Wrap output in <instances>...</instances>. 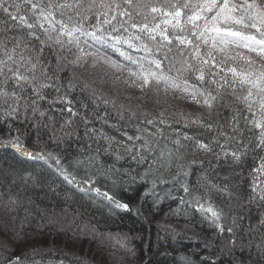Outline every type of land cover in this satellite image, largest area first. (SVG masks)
I'll list each match as a JSON object with an SVG mask.
<instances>
[{"label":"trees","instance_id":"1","mask_svg":"<svg viewBox=\"0 0 264 264\" xmlns=\"http://www.w3.org/2000/svg\"><path fill=\"white\" fill-rule=\"evenodd\" d=\"M48 1L40 3L47 5ZM9 2L21 5L18 14L26 15L30 21L35 20L31 11L26 10L28 5L24 4V0ZM51 2L76 4L77 0ZM80 2L85 8L92 4V0ZM121 2L123 10L131 13V19L125 16L121 22L112 24L120 28L116 31L100 23L104 35L111 33L122 39L115 48L91 44L94 41L90 38L81 37V41L87 39V43L84 42L86 45L91 42L101 51H95L98 55L111 56L113 53L115 57L120 54L116 51L118 45L121 51L130 55L131 60H136L123 64V68L126 67L130 73L150 69L157 71L150 63V60L156 59L166 73L175 77L181 62L188 60L195 67L204 69L203 80L197 79L199 73L193 70L180 75L188 82L189 92L195 88L205 96L217 98L209 108L203 104L204 96H197L200 101L197 103L188 93L164 92L168 97L167 110L159 113L164 104L157 103L156 97H161L163 91H156L153 82L142 93L145 105L138 101L136 93L117 99L110 90L112 83L109 78L118 83L131 81L126 72H114L111 76L102 69L87 72L88 65L78 67L74 63L75 58L66 60L68 49L77 55L74 46H65L63 51L55 49L52 46L55 44L47 40L43 31L35 29L45 41L42 45L40 41L28 37L27 28L0 10V42L7 49H12L16 44L15 38L23 37L20 47L13 53L20 71L31 77V64L37 63L39 58L34 70L35 83L25 84L23 90L16 87L15 80L6 69L5 75H0V90L16 93L15 97L0 96V165L7 168L6 171L0 169V194L8 199L5 206L12 209L16 217L14 221H9L4 217L8 212L0 210V235L1 230L8 227L14 233L9 236L10 245H13L10 250L4 247L8 251L1 252L6 256L3 255L5 258L0 264L3 261L8 264L16 257L20 258L21 264H28L29 261L34 264L62 262L59 257L65 254L62 245H74L77 249L79 245L75 243L79 235L84 236L79 237L82 248L87 243L95 246L96 251L88 250V254L99 258L97 251L100 250L114 262L120 259L118 261L128 260L130 264L133 258H128L138 251L137 257L134 256L137 264H145V261H151L150 264H264V257L261 260L258 256L260 252L264 254V223H261L264 220V200L251 194V186L259 180L254 177V168L257 161L264 157L263 147H257L259 130L251 123L253 119L260 118L259 106L254 107L257 115L253 117L246 103L236 98L246 95V86L242 90L237 82L233 91V87L229 86L232 76L227 72L229 67L247 69L249 65L239 58L227 59L223 53L216 55L210 42L205 45L192 36L193 31L203 28L204 21H197L199 27L194 29L187 19L193 11L191 6L203 0H188L190 7L183 9L179 28L172 26L175 20L165 13L173 11V4H184L186 0H133L132 7L124 0H95L90 11H82L81 15L87 17L85 20L76 14L77 9L72 8L55 10V17L67 19L69 24L83 23L89 32L96 31V17L99 15L103 19L104 12L110 14L115 10L113 7L112 11H108L100 4ZM232 2L238 6L243 4V0ZM256 3L264 7V0H256ZM153 7L159 11L153 12ZM240 14L238 9L235 15ZM166 20L170 23H164ZM133 24L148 27L140 31L139 27H132ZM222 27L259 36L255 29L239 25ZM153 28L155 31H151ZM100 34L97 32V35ZM165 36L171 40L170 44ZM177 37H187L194 45L199 44L202 55L212 51L215 59L201 65L191 55L192 45L180 44ZM125 41L134 47H129ZM41 48L42 53L39 51ZM227 50L232 55L242 53L251 58V65L256 64L255 60L264 62V57L245 48L229 45ZM67 56L72 57L69 53ZM0 59H6L3 51H0ZM8 63L13 68L17 67L12 61ZM213 64L216 67H212ZM221 68L225 70L221 71ZM251 69L262 70L259 65ZM46 83L47 87H39ZM135 87L136 83L133 89ZM115 89L113 87V91ZM152 99L155 104L150 102ZM50 133L52 137L49 140ZM177 140L179 144L175 143ZM197 142L209 145L210 150H202ZM13 144L23 147L25 155L17 153ZM86 151L90 155H84ZM233 152L240 154L238 161L233 158ZM59 174L69 177L71 184L79 186H82L81 181L90 179L92 190L89 197L95 203H90L93 200L88 197L81 198L71 186L67 188L68 182ZM97 188L127 204L128 209L117 208L97 194ZM80 198L83 201L77 202ZM205 204L221 213V219H225L228 228H232L231 234H227V229L223 234L216 233L210 227L212 221L206 219L207 215L204 218L199 215L196 206L205 208ZM75 211L86 216L73 217ZM89 211L94 214L93 219ZM100 221L115 231L107 233L108 228L104 232ZM64 223L69 227H63ZM92 224L97 226L96 233L111 234L114 243L124 245L116 247L113 252L112 242L101 244L103 241L98 237L101 235L93 231ZM61 232L66 234L65 237L61 236ZM89 236H92V241L88 240ZM0 243H4L2 237ZM44 247L57 248L52 253L56 257H50L51 252ZM35 249L42 251L41 255L30 253ZM120 250L127 255L118 258ZM86 261L84 258L68 259L69 264L96 262Z\"/></svg>","mask_w":264,"mask_h":264},{"label":"snow or ice","instance_id":"2","mask_svg":"<svg viewBox=\"0 0 264 264\" xmlns=\"http://www.w3.org/2000/svg\"><path fill=\"white\" fill-rule=\"evenodd\" d=\"M24 3L29 4L31 15L35 17L34 21H30L26 15L18 14L20 12L21 5L14 2H9V0H0V10H2L5 14H7L12 20L18 21L20 25L27 28L29 31L27 33L28 37L40 41L43 45L45 43L44 40L41 39L39 32L35 31V29H40L46 35L48 41H52L55 45L60 46L62 50L65 46H74L80 53H84V49L81 47V37L90 38L95 42H106L105 36L103 33V29L101 24L98 20L97 25L95 26L96 31L89 32L83 25V23H65L63 20H59L55 17V10L59 9H77L78 11L76 14L81 16L82 20L87 19L86 16H82V11H90L92 5L95 4V0H92V4L88 5L87 8L83 6L80 0H77L76 4H68V3H61V4H53L50 2L47 5H42L38 2V0H24ZM124 3L129 5L130 7L133 6V0H124ZM101 8H105L108 11H112L113 7L117 10H120L119 4H100ZM190 4L188 0L184 4H173L172 9L173 11L166 12V16H171L173 20H175V24L172 26L174 28L180 27V17L183 15V9L189 8ZM193 8L192 14L188 16L187 22L192 24L194 29H197L199 25L196 23L197 21L203 20L204 25L203 28L199 31H193L192 36L195 37L197 40L201 41L203 44L208 45L209 42L211 43V48L214 50H218L220 53L227 59L235 60L239 58L243 60L249 67L247 69H237L236 67H229L227 68V72L231 73L232 76V84L229 85L233 87V91H235V84L238 82L241 86V89L244 90L246 86V95L237 96L238 100H242L246 103V106L249 112L252 113L253 117L257 115L256 111H253L254 107L258 105V113L259 119H253L251 123L254 125L256 129L259 130L258 136V148L264 147V70L256 71L251 69L252 60L249 57H245L242 53H236L232 55L230 51H228L229 45H234L237 48H245L248 52H256L258 55L264 57V7L257 5L256 0H243L242 5H236L232 2V0H203L202 3H197L196 5L191 6ZM15 9V11H12ZM241 12L239 16L235 15L238 11ZM153 12L159 11V9L153 7L151 9ZM205 13H210L211 15H205ZM63 14V13H62ZM119 14L121 16H128L129 20L131 19V13L125 10H120ZM103 15L105 19L103 20V24H109L111 20H115L116 17L112 16L110 19L108 18V13L104 12ZM69 20H72V17L69 16ZM164 23H170V21H164ZM59 25V27H57ZM222 25H239L243 28H251L255 29L259 36L245 33L240 30H233L231 27H222ZM123 26V25H121ZM132 27H139L140 31H144L147 29V25L137 26L135 24ZM158 27V25H157ZM117 29L114 27L113 31ZM181 30H183L181 28ZM127 31V28H125ZM151 31H155L153 28ZM97 32L101 34L98 36ZM55 33V35H52ZM210 33H215V35H210ZM154 38V37H153ZM16 44L12 49H7L6 45L0 42V51H3L4 56L6 59H0V75H5V69L7 73H11V78L15 80L16 87L23 90L25 84L35 83L36 77L34 75V70L37 67V63H39V58H37V63H32L31 68L29 71H33V75L30 77L24 72L20 71V66L17 62L13 59V53L15 49L20 47L23 37L15 38ZM116 43H120V37H115ZM165 40H168V37H164ZM179 43L184 45H192V53L191 55L200 61L201 65H207L209 60H214L215 57L212 51H209L205 54H201L199 44H193L191 39L187 37H177ZM87 43V39L84 41ZM128 43L129 47H134L132 43L129 41H125ZM168 43H171V40H168ZM111 47L115 48V44L110 45ZM259 46V47H258ZM70 50V49H69ZM171 50V49H169ZM41 53L43 52V48L39 50ZM117 52H120L121 56H125L126 59H131L130 56H126L123 51L119 48H116ZM145 51L147 48L145 46ZM85 55H94L92 53H87ZM83 57L77 56L76 61L74 63L79 62ZM23 59V57H21ZM59 60V57H58ZM12 61V64H17V67L13 68L11 64L8 62ZM105 62L111 64L113 67L119 69L122 67L119 64H115L105 58ZM151 64L155 65V69L157 71L148 70L143 71L141 70L139 73H132V75L139 80L140 83L136 85L143 91L146 87L153 85L156 91H163L165 93L171 92H182L188 93L191 98L200 103L197 100V96H204L203 104L209 108L212 107V101L216 100V96L208 95L205 96L203 92H199L197 89L193 88L191 92H189V85L186 80L180 78V75L187 70H193L199 75L197 79L203 80L204 79V69L203 67H195L191 64L188 60H183L181 62V68L177 69V76L173 77L166 73L161 66V62L156 59L150 60ZM223 63V61L221 62ZM93 67H95V61H93ZM212 67H216L215 64ZM221 71L225 69L221 68ZM7 79V76H6ZM227 83V80H225ZM134 84L135 81H132ZM40 88L47 87V85H39ZM33 91L36 92L37 96H40V93L37 91L36 88H33ZM16 96L15 92L8 93L4 90H0V96ZM42 98V96L40 97ZM35 103V102H34ZM15 110V109H14ZM69 112L72 111L71 108L68 109ZM43 115V113H41ZM186 139H191V137H185ZM175 143L179 144V141H175ZM199 147L202 150L209 151L210 146L206 144H201L197 142ZM14 147H19L18 145H14ZM31 156V153H28ZM233 158L235 160L240 159V154L233 152ZM261 176H264V163L260 165L258 169H256ZM67 179V177H65ZM255 179H260V177H256ZM71 183V181H69ZM259 184H254L253 191H257L259 188ZM97 194L100 193V189H95ZM187 191V189H185ZM104 198H106L110 203H113L117 208L127 210L128 205L121 203L115 200L114 197L110 196L108 193L102 194ZM260 199L264 200V188H260ZM211 214L213 219V224L217 227L218 231L223 234L225 228L218 223L221 218V213L214 210L211 206L207 209H203ZM264 223V220L261 221ZM227 231L229 233L232 232V228H228ZM8 264H21L20 258L16 257L15 260H11Z\"/></svg>","mask_w":264,"mask_h":264},{"label":"rangeland","instance_id":"3","mask_svg":"<svg viewBox=\"0 0 264 264\" xmlns=\"http://www.w3.org/2000/svg\"><path fill=\"white\" fill-rule=\"evenodd\" d=\"M39 3H40V1H38ZM25 4V3H24ZM28 5V9H26V10H28V12H30V5L29 4H27ZM46 5V4H45ZM121 7H120V10H123L124 9V5H122V2L119 4ZM120 10H117V9H115V10H113L112 12H110V14L108 13V18L110 19L112 16H115L116 17V19L115 20H111V22L109 23V24H105L106 25V27L107 28H109L110 29V27H112V28H114V26H112V24H117L118 22H121V20H124V18H125V16H121L120 14H119V11ZM161 10H163V9H161ZM90 18V17H89ZM105 19V17L102 19V17H100L99 15L96 17V23H98V20H99V22L100 23H102V25H103V20ZM61 20H63L65 23H67L68 21H67V19H63V18H61ZM94 24H95V22H94ZM116 29H120V28H118V27H115ZM104 30V29H103ZM99 36V35H98ZM105 36V41L106 42H89L88 43V45H86L84 42H82L81 41V47L84 49V53H80L77 49H76V54L77 55H75V54H73L72 53V51L71 50H69L68 49V52L65 54V56H66V60H68V59H72V58H77V56H82L83 58L79 61V62H77L76 63V65L79 67V66H82V65H88L87 66V72H90V73H94V71H96V70H103L104 72H106L109 76H111V74L112 73H114V72H116V73H122L123 71L124 72H126L127 73V75H128V77H129V79L131 80V81H129V80H127V81H124V83H118V82H113V80L111 79V78H109V81L112 83V85H111V87H110V90H112V93H114L116 96H119V97H116L115 95H114V97L115 98H117V99H122V97H120V96H128V94H132L133 95V93L135 94L136 93V95L135 96H138L137 97V99H138V101L139 102H143V100H144V98H143V96H142V93H144L145 91V89H147V87L143 90V91H141V89L139 88V87H135L134 89H133V87H134V85H135V83H136V85H138L137 83H140V81L139 80H136V78L132 75V73H130L131 71H129V70H127V69H125V68H123L124 66H123V64H124V62L126 61V62H136V60H134V59H126L125 58V56H121L120 54L118 55V57H115V55H113V53L111 54V56L110 55H107V54H103V53H101V55H98L96 52L98 51L99 53L101 52V51H99V50H97L94 46H92L91 44H99V46L100 45H103V46H101V47H103L104 48V46H110V45H113V44H117L116 43V41H115V39H113V38H115L111 33L109 34V33H107V34H105L104 35ZM121 39V38H120ZM82 40V39H81ZM83 41H85V40H83ZM121 41H122V39H121ZM91 43V44H90ZM53 47L55 46V49H57V48H59L60 49V46H58V45H52ZM65 48V47H64ZM63 48V49H64ZM117 48H119L120 49V47L117 45ZM63 49H62V51H63ZM95 49V50H94ZM112 50H114V49H112ZM121 50V49H120ZM96 51V52H95ZM70 54V55H72V57H70V56H67V54ZM87 53H92V54H94V55H85V54H87ZM125 53V52H124ZM125 55L126 56H130L129 54H126L125 53ZM105 58H107L108 60H110V61H112V62H115V64H119V65H121L122 67H120L119 69H117V68H115V67H113L111 64H109V63H106L105 62ZM116 58V59H115ZM93 61H95V67H93ZM72 65H73V63H71ZM135 73V72H134ZM108 80V79H107ZM132 81H135V83L133 84L132 83ZM133 84V85H132ZM46 85H48L47 83H46ZM113 87H115L116 89L113 91ZM163 95V96H162ZM162 95H161V97L160 96H157L156 97V99H157V103H160V104H164V106H162V105H160V106H162V107H160V109L158 110V112L159 113H163V112H166V110H167V103H168V97L167 96H165L164 95V92H162ZM169 95H171V93L169 94ZM174 95H176L177 97H178V94H174ZM150 102H154V104H155V100L154 99H152ZM145 103L146 102H143L142 104L143 105H145ZM156 103V104H157ZM166 114V113H165ZM22 115H23V112H22ZM84 135H86V133H84ZM48 139L50 140V137H52V134L50 133V134H48ZM12 143H14V141H12ZM51 143V142H50ZM14 145L15 144H13L12 146L14 147ZM19 147H14V149H15V151H17V153H19V154H21L22 152L24 153V155H25V149L23 148V147H21L20 145H18ZM35 149H38V148H36L35 147ZM263 149H264V147H263ZM263 149H262V151H263ZM40 151L41 152H43L44 150H41V148H40ZM40 151H38V152H40ZM47 153H49V151H46ZM87 153H84V155H90V152H88V151H86ZM44 153V152H43ZM33 158H34V156H33ZM48 161V160H47ZM258 164H257V166L254 168V172L253 173H255V178L256 177H260V179L256 182V180H255V184H259L260 185V188H264V176H261L260 175V173H258L257 171H256V169H258L259 167H260V165L262 164V163H264V157H261L258 161ZM53 164H55V161L53 162ZM3 166L2 165H0V169L2 170V171H6L5 169H7V168H2ZM59 177H61L62 179H64V181H66V182H68V184H67V188H70V186H71V188L72 189H75L76 190V192H77V194H79L80 196H81V198H84L85 199V197H88L90 200H93V202H90V203H95L94 202V199L93 198H90L89 197V192L92 190V185H91V183H92V181L90 180V179H86V180H84V181H81V183H82V186H79V185H77V184H71L70 182H69V180H70V178L69 177H67V176H65V175H63L62 176V174H59L58 175ZM58 177V178H59ZM65 177H67V179L65 178ZM252 187V192H251V194L253 193L254 195H256V196H260V188L258 189L257 188V191H253V185L251 186ZM100 193H101V195L103 194V193H105V192H101L100 191ZM103 196V195H102ZM104 197V196H103ZM78 199L77 200V202H82L83 200L82 199ZM7 198L6 197H3L1 194H0V210H2L3 212H8V214H5L4 215V217H7V219L10 221V220H15L16 219V217H14V215H13V213H12V209H7V207L5 206V205H7L8 203H7ZM13 203V202H12ZM9 204H10V202H9ZM263 204H264V202H263ZM205 206H207L206 204H205ZM204 206V207H205ZM5 207H6V209H5ZM206 209L208 208V206L207 207H205ZM205 208H203V209H205ZM195 209H197V211H198V213H199V215H201L202 216V218H204V215H207V217H206V219L208 218V219H210L211 221H212V223L210 224V227L212 228V229H214V231L216 230V233L217 232H219L218 231V229H217V227L215 226V224H213V219L214 218H212L211 217V214L210 213H208V212H206V211H203L202 210V207H200V205H198V206H196V208ZM90 215L91 214H93L91 211H89L88 212ZM67 214H71V213H69V212H67ZM73 214H75V215H72L73 217H75V216H77V217H79V218H81L82 216H86L85 215V213H82V212H74ZM91 217H92V219L95 217L94 216V214L93 215H91ZM6 219V218H5ZM218 223L219 224H221L225 229H228V225H227V223L225 222V219H221L220 218V220L218 221ZM99 224H101L102 225V227L105 229L104 230V232H107V230H108V228H107V223H104L103 221H100L99 222ZM231 224V223H230ZM64 226H66L67 228L69 227V225H67V223H64L63 224V227ZM92 227H93V231L95 232V231H97V226H95V225H93L92 224ZM230 227V226H229ZM64 233H67V234H69L67 231H65V230H62ZM113 232V231H115V230H112V229H110L109 228V230H108V232L107 233H109V232ZM13 232V230L10 228V227H8V228H6L5 230H1V235H0V238L2 237L3 238V241H4V243H0V262H1V260L2 259H4L5 257L4 256H6V255H4V254H2L1 252H4V253H6L8 250H10L11 249V246L13 245V244H11L10 245V242H9V236L11 237V234H13L14 235V233H12ZM63 232H61V236L63 237H65V235L66 234H64ZM96 233V232H95ZM215 233V234H216ZM220 233V232H219ZM97 235H101V236H98L99 237V239H100V241L102 240L103 242L101 243V244H106V243H111L110 245H111V247H112V249H114L113 250V252L116 250L115 248L116 247H118V246H120V245H124V244H121V242L120 243H114V240L112 239L113 238V236H111V234H106V236H105V234H103L102 232H98V233H96ZM227 234H231V233H227ZM107 235H108V237L109 238H107L106 239V237H107ZM79 237L80 238H82V237H84L83 235H79ZM78 237V241H77V244L75 243V245H79V247L76 249L75 247H74V245H72V246H67L66 244H63L62 245V247H63V252L65 253L63 256H59L63 261L62 262H57L56 264H69L68 263V259H76L77 260V258H80V259H85V260H87L86 262H88V263H90L91 261H93V262H95V264H129V262H128V260H125V261H118V260H120V259H116L115 260V262H114V260L111 258L110 260H109V258L108 257H106V256H104L102 253L103 252H101L100 250L99 251H97V253H98V255H99V258H94V256H93V254H88L87 252H88V250L90 251V250H94V252L96 251L95 250V246H91V245H89V243H87V245H85V247L83 246V248L80 246L81 244V239ZM92 237V236H91ZM90 236L88 237L89 239V241L91 240L92 241V239L93 238H91ZM64 239V238H63ZM73 239V238H72ZM87 239V238H86ZM106 239V240H105ZM65 240V239H64ZM73 242H74V239H73ZM100 247H101V245H99ZM4 247H7V248H9L8 250H6ZM45 248V250H48L47 252H51V254L54 252H56L55 250L57 249V248H55L54 250L53 249H50V248H46V247H44ZM97 248V247H96ZM61 250V249H60ZM74 250H76V251H74ZM81 250H82V252H81ZM35 252V253H34ZM34 252H30V253H33V254H38L37 256H39V254H40V252L42 253V251H40L39 252V250L38 249H35L34 250ZM111 252V250L109 249V253ZM131 252H133V251H131ZM130 252V254H132ZM84 253H87L88 254V256H87V254H84ZM124 253V250H120L119 251V255H117L118 256V258L119 257H121L122 256V258L124 257V256H126L125 254H123ZM137 253H139L138 251L137 252H133V254H132V256H130L128 259H130V258H133L132 259V262H130V264H137L138 262H137V260H135V258H134V256H136L137 257ZM101 254V255H100ZM260 255H258L259 257H260V259L262 260L263 259V255L264 254H261V252L259 253ZM4 255V256H3ZM41 255V254H40ZM96 256H97V254H96ZM45 257H47V256H45ZM50 257H53V258H55L56 257V255L55 254H52ZM66 258H68V259H66ZM121 258V259H122ZM95 260V261H94ZM131 260V259H130ZM264 260V259H263ZM77 262H79V261H76V263ZM102 262V263H101ZM117 262V263H116ZM126 262V263H125ZM153 262V261H152ZM50 263H53L52 261H50ZM151 263V261H145V264H150ZM2 264H7V263H4V261L2 262ZM28 264H34V262H30L29 261V263ZM143 264H144V262H143Z\"/></svg>","mask_w":264,"mask_h":264},{"label":"bare ground","instance_id":"4","mask_svg":"<svg viewBox=\"0 0 264 264\" xmlns=\"http://www.w3.org/2000/svg\"><path fill=\"white\" fill-rule=\"evenodd\" d=\"M38 1L44 2V1H46V0H38ZM48 3H49V1H48ZM213 51L216 53V55H219V54H220V52H219L218 50H214V49H213ZM255 61H256V64L259 65V67H260L262 70H264V62H263L261 59H260V60H255ZM256 64L251 65V67H252V68H253V67H256V66H257ZM148 138L151 139L150 136H148ZM146 140H147V139H146Z\"/></svg>","mask_w":264,"mask_h":264}]
</instances>
